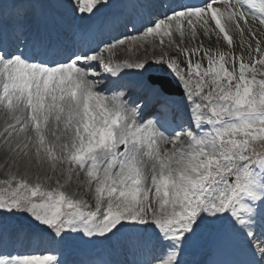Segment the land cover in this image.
Masks as SVG:
<instances>
[{
    "label": "snow or ice",
    "instance_id": "6c2138e0",
    "mask_svg": "<svg viewBox=\"0 0 264 264\" xmlns=\"http://www.w3.org/2000/svg\"><path fill=\"white\" fill-rule=\"evenodd\" d=\"M0 156V264H264V0H0Z\"/></svg>",
    "mask_w": 264,
    "mask_h": 264
},
{
    "label": "bare ground",
    "instance_id": "6f19581e",
    "mask_svg": "<svg viewBox=\"0 0 264 264\" xmlns=\"http://www.w3.org/2000/svg\"><path fill=\"white\" fill-rule=\"evenodd\" d=\"M205 43H207V41H205ZM156 51L158 52V49H156ZM149 53L151 54V49L149 50ZM142 55H145V52H144L143 48H141L138 51L129 52L128 57L132 56V57H136V59H138Z\"/></svg>",
    "mask_w": 264,
    "mask_h": 264
},
{
    "label": "rangeland",
    "instance_id": "374dc122",
    "mask_svg": "<svg viewBox=\"0 0 264 264\" xmlns=\"http://www.w3.org/2000/svg\"><path fill=\"white\" fill-rule=\"evenodd\" d=\"M144 55H142V56H140L138 59H140V58H142ZM0 175H2V176H4V173H3V170H0ZM56 175H58V174H56ZM60 179H61V182H63V179L60 177ZM83 178H81V180H82ZM71 188H74V189H77V188H80L79 187V185H77V184H75L74 182H71L70 184H69V189H71ZM86 198H88V197H86ZM89 199V198H88Z\"/></svg>",
    "mask_w": 264,
    "mask_h": 264
}]
</instances>
